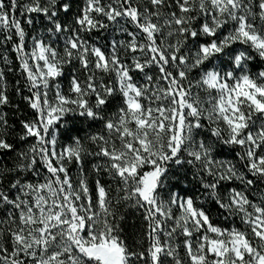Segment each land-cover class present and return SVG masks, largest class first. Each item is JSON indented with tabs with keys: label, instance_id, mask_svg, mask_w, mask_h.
Listing matches in <instances>:
<instances>
[{
	"label": "snow or ice",
	"instance_id": "snow-or-ice-1",
	"mask_svg": "<svg viewBox=\"0 0 264 264\" xmlns=\"http://www.w3.org/2000/svg\"><path fill=\"white\" fill-rule=\"evenodd\" d=\"M0 264H264V0H0Z\"/></svg>",
	"mask_w": 264,
	"mask_h": 264
},
{
	"label": "trees",
	"instance_id": "trees-1",
	"mask_svg": "<svg viewBox=\"0 0 264 264\" xmlns=\"http://www.w3.org/2000/svg\"><path fill=\"white\" fill-rule=\"evenodd\" d=\"M14 79H15L14 77H11V76H10V77H9V81H10V83H14ZM14 99L18 100V98H14Z\"/></svg>",
	"mask_w": 264,
	"mask_h": 264
}]
</instances>
